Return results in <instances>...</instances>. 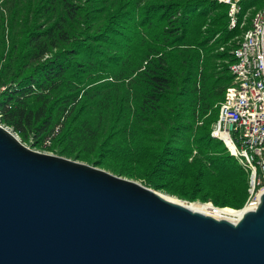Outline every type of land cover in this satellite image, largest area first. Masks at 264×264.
<instances>
[{
  "label": "trees",
  "instance_id": "trees-1",
  "mask_svg": "<svg viewBox=\"0 0 264 264\" xmlns=\"http://www.w3.org/2000/svg\"><path fill=\"white\" fill-rule=\"evenodd\" d=\"M228 11L219 0H0V123L35 150L241 209L251 172L212 136L251 27L230 29Z\"/></svg>",
  "mask_w": 264,
  "mask_h": 264
},
{
  "label": "water",
  "instance_id": "water-1",
  "mask_svg": "<svg viewBox=\"0 0 264 264\" xmlns=\"http://www.w3.org/2000/svg\"><path fill=\"white\" fill-rule=\"evenodd\" d=\"M0 264H264V194L220 219L0 123Z\"/></svg>",
  "mask_w": 264,
  "mask_h": 264
},
{
  "label": "built area",
  "instance_id": "built-area-1",
  "mask_svg": "<svg viewBox=\"0 0 264 264\" xmlns=\"http://www.w3.org/2000/svg\"><path fill=\"white\" fill-rule=\"evenodd\" d=\"M219 1L229 7L230 29L246 26L247 16L252 15L251 27L234 51L231 71L235 79L226 90L212 131L251 172L249 200L243 208L234 209L245 213L256 210L264 194V0L262 5L248 7L244 15V4L252 0ZM212 206L217 211L228 208ZM242 217L221 211L219 218L239 222Z\"/></svg>",
  "mask_w": 264,
  "mask_h": 264
},
{
  "label": "bare ground",
  "instance_id": "bare-ground-1",
  "mask_svg": "<svg viewBox=\"0 0 264 264\" xmlns=\"http://www.w3.org/2000/svg\"><path fill=\"white\" fill-rule=\"evenodd\" d=\"M161 194L165 198H167L169 200H172L174 202L182 203L183 205L189 207L190 209H192L194 211H197V212H200V213H203V214H206V215H211V216H214V217H218V218L220 217V212L221 211H226V212H229V213H237L238 214V219L240 217H242V215L244 214L242 211H235L232 208H226L224 210H218L217 211L211 204L188 203V202H185V201H182V200L178 199L175 196H171V195L164 194V193H161ZM231 221L232 222H237V219H234V220H231Z\"/></svg>",
  "mask_w": 264,
  "mask_h": 264
},
{
  "label": "rangeland",
  "instance_id": "rangeland-1",
  "mask_svg": "<svg viewBox=\"0 0 264 264\" xmlns=\"http://www.w3.org/2000/svg\"><path fill=\"white\" fill-rule=\"evenodd\" d=\"M244 6L246 7V4H244ZM251 17H252V15H248L247 16V18H246V21H247V24L250 22L251 23ZM250 19V20H249ZM246 24V25H247ZM19 136V135H18ZM19 138H20V136H19ZM21 139V138H20ZM25 144V143H24ZM27 145V144H26ZM28 146V145H27ZM30 147V146H29ZM35 150V149H34ZM37 151H40V150H37ZM41 152H44V151H41ZM45 153H49V152H45ZM50 154H52V153H50ZM130 179V178H129ZM133 180H135V179H133ZM139 181V180H138ZM143 183V182H142ZM144 184V183H143ZM147 186V185H146ZM149 187V186H148ZM152 188V187H151ZM158 191V190H157ZM160 193H164V192H162V191H159ZM164 194H167V193H164ZM168 195H170V194H168ZM171 196H174V195H171ZM175 197H177V196H175ZM178 199H180L179 197H177ZM180 200H182V201H185V202H188V201H186V200H184V199H180ZM188 203H198V204H202V203H200V202H188ZM211 203V202H210ZM228 208H230V207H228ZM232 209H234V208H232Z\"/></svg>",
  "mask_w": 264,
  "mask_h": 264
}]
</instances>
